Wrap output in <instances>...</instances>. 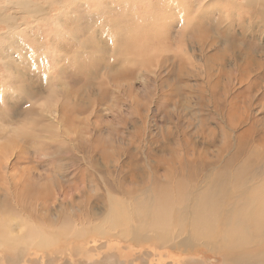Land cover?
I'll use <instances>...</instances> for the list:
<instances>
[{
  "label": "rangeland",
  "instance_id": "obj_1",
  "mask_svg": "<svg viewBox=\"0 0 264 264\" xmlns=\"http://www.w3.org/2000/svg\"><path fill=\"white\" fill-rule=\"evenodd\" d=\"M244 2L0 0V240L54 239L2 244L0 264L263 260L258 226L209 224L212 212H243L247 188L264 205L262 6ZM149 198L171 215L184 206L181 219L203 214V243L95 229L111 207Z\"/></svg>",
  "mask_w": 264,
  "mask_h": 264
},
{
  "label": "bare ground",
  "instance_id": "obj_2",
  "mask_svg": "<svg viewBox=\"0 0 264 264\" xmlns=\"http://www.w3.org/2000/svg\"><path fill=\"white\" fill-rule=\"evenodd\" d=\"M79 2H81V0H79ZM244 3L247 4V6H250V7H253V8L256 7L255 6V3L256 4L258 3V6L259 7L262 6V7H260L261 8V15H258V16L261 17L260 18V21L262 22L263 27H264V0H245ZM28 5L30 6L29 11H32V12H35V13H42V10H43L42 8L34 7V6L30 5V4H28ZM24 8H25V6H24ZM15 39H16V37H15ZM243 180H244V178H243ZM244 181H246V180H244ZM231 182H229V183H231ZM236 185H238V183ZM252 186H254V185H252ZM257 190L258 189L255 188V187H253L252 189H248V188L245 189V193L244 194H248V195L245 196L244 198H242V201L240 200V198H238L241 201L240 202V205H241V203L243 204V206H242L243 212H238V213H236L234 215L235 212H233V209H232L233 216H235V218H232L231 220H227L226 217L227 216L229 217L228 213L227 214L220 213L221 210H220L219 214L217 213L218 214L217 216H215V217L213 216L214 218H210L211 217V214H213L214 212L210 213L209 224H211L213 226L212 229H214V225L216 223H218L217 221L219 219H220V223H218V224L219 225L220 224H224V226H225L224 228L235 227L236 229H244V228L258 226L255 229L254 237L253 238L254 239H257V240L261 239L264 242V205L262 204L263 203L262 202V196L260 197V196H258V194H256V196L253 197V194ZM201 192H203L202 191V188H201ZM199 195H200V193H199ZM208 195L214 196V194H210V193ZM208 195H207L206 198H209ZM191 201H192V199H191ZM206 201H207V199H206ZM260 201L262 203H260ZM157 202H158L157 201V198H155V199L154 198L153 199H150L149 198V199H147V203L144 202L143 205H141V207L139 205V207L137 206V207L130 208V209H127V210H122V208H120V207L113 206L109 210V212H108L106 218L104 219V221L101 224H98L95 229L100 233V235L102 237L106 236L107 234L108 235L109 234H114L112 236H114V237L115 236L116 237H122V238H124V240L126 238H129V240H132V241H135V242H138V243L141 242V241H145L146 242L148 240L154 239V240L158 241L161 244L160 246H168L169 243H173V245L170 244V247H172V248H178V247H182V246L190 247L191 248L193 245L196 244V242L197 243L201 242V241H199V240H201V238H200L201 236L200 235L199 236L198 235L195 236L194 229H195V231L197 233V231L199 229L196 230V223H200V222L203 221V219H204L203 218V216H204L203 214H197V213H195L193 215L192 214V212L194 211V208H193L192 211H189L188 219H181V218H184V216H185L184 214H182V212H186V210L182 209L184 206L183 207L181 206L182 207L181 209L179 207H173L174 210H173V214L171 215V209L169 207L162 206V210H159L157 208L158 206L156 205ZM140 203H142V202H140ZM137 204L138 203H136V205ZM225 204L226 203H224V205ZM209 205H208V207H209ZM233 205H234V203H233ZM227 208H226V210H229ZM242 208H240V210ZM213 209H216V208H213ZM201 212H202V210H201ZM132 215H135V216L132 218ZM182 222H185V224H186V222H191V226H192L191 229L188 231V234L186 236H184V237L181 236L182 235V232L180 230L182 228ZM211 225H210V227H211ZM224 228L223 229H219L221 231V233H224L225 232V229ZM209 231H210V229H209ZM31 232L32 231H30V233ZM7 234H8V238H9L10 241L8 240V238L5 239L6 238L5 236H3V237L1 236L2 239H3V242L0 240V247H1L2 244H5V245L6 244H10L12 246H15L18 243L20 245V249H23L25 246L32 245L33 242H35L34 245L37 248H39V249H46V248L49 247L50 242L53 239V238L52 239L47 238V237H45L42 234H40V235L38 234V236L36 234L38 240L35 239V240L32 241V240H27V238H25L24 241H22V239H20L17 236V234H14V233H7ZM26 234H24V235H26ZM28 234H29V232H28ZM226 235H227V233H226ZM29 236H33V235L32 234L31 235L29 234L28 237ZM250 237H252V236H250ZM177 238L179 240H177ZM232 239H233V236H232ZM209 240H212V239L210 238ZM239 240H241V239H239ZM213 242H214V239L211 242L210 241L208 242L207 240L204 239V243L208 247H212ZM224 242H228V241H224ZM29 243H31V244H29ZM159 243H158V245H159ZM201 243H203V242H201ZM261 244H263V246H264V243H261ZM234 248H236V247H234ZM159 250H160V247H159ZM215 251H217V250H215ZM260 255H258V256L259 257H263L262 258L263 260L262 261L258 260L260 262L259 263H256V264H264V256H262V254H260ZM255 256L257 257V255H255ZM252 257H254V256H252ZM251 259H250V261L252 262ZM250 261H248V262L250 263ZM242 262H245V261H242ZM228 263L234 264V263H236V260L234 258H232L230 261L228 260ZM254 264H255V259H254Z\"/></svg>",
  "mask_w": 264,
  "mask_h": 264
}]
</instances>
